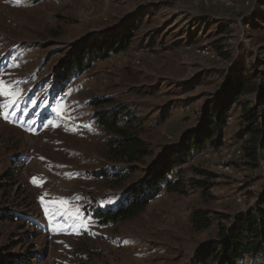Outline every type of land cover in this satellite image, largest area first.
I'll use <instances>...</instances> for the list:
<instances>
[{
    "label": "rangeland",
    "instance_id": "rangeland-1",
    "mask_svg": "<svg viewBox=\"0 0 264 264\" xmlns=\"http://www.w3.org/2000/svg\"><path fill=\"white\" fill-rule=\"evenodd\" d=\"M259 26L264 0H0V264L30 255L37 264H195L199 247L216 239L218 222L195 232L192 211L237 216L264 190V168L247 165L236 136V108L221 148L180 167L188 195L162 190L138 219L107 227L87 206H113L151 178L183 135L202 124L204 108L227 93L236 71L264 73ZM130 29L126 51L93 62L58 92L57 70L87 41ZM94 99H111L113 108L131 109L145 122L151 156L109 163L104 132L92 123ZM228 163L234 173L223 170ZM124 167L132 179L118 191L91 174ZM192 167L213 175L209 197L190 187L204 179Z\"/></svg>",
    "mask_w": 264,
    "mask_h": 264
},
{
    "label": "trees",
    "instance_id": "trees-1",
    "mask_svg": "<svg viewBox=\"0 0 264 264\" xmlns=\"http://www.w3.org/2000/svg\"><path fill=\"white\" fill-rule=\"evenodd\" d=\"M259 29L264 32L262 26ZM132 34L118 33L102 40L87 41L69 62L57 70L58 92H65L70 83L86 72L93 62L126 51L132 44ZM113 102L111 99L90 101L95 108L92 123L104 132L107 161L126 165L144 162L151 156L149 145L144 139L145 122L136 117L131 109L113 108ZM210 104L204 108L202 124L183 135L184 142L172 147V151L166 154L167 157L151 178L143 180L139 185L130 186V191L113 206L88 205L89 215L104 227L124 224L138 219L162 190L170 194L188 195L187 181L180 167L190 157L209 148H221L226 118L234 108L239 111L242 121V127L236 136L243 140L247 165L253 169L264 168V73L255 67L252 71H236L232 75L227 93L219 102ZM192 169L204 179H193L188 182L190 187L201 189L209 197L213 175L208 170L197 167ZM91 174L103 181L108 189L118 191L132 179L133 172L131 168L124 167L120 171L106 169ZM190 221L194 231L198 233L211 229L218 222L216 239H211L199 247L195 264H241L247 258L264 262V190L255 207L237 216L224 213L213 216L208 209L196 208L191 213ZM27 259L19 264H37V256L30 255Z\"/></svg>",
    "mask_w": 264,
    "mask_h": 264
},
{
    "label": "built area",
    "instance_id": "built-area-1",
    "mask_svg": "<svg viewBox=\"0 0 264 264\" xmlns=\"http://www.w3.org/2000/svg\"><path fill=\"white\" fill-rule=\"evenodd\" d=\"M207 3V1H205V4ZM207 51V50H206ZM205 50H203L202 52L203 53H208V52H206ZM237 153L239 154V155H242L243 153H242V150H238L237 151ZM223 170H225L226 172H229V173H234V167H233V165L232 164H225V165H223ZM240 201V200H239Z\"/></svg>",
    "mask_w": 264,
    "mask_h": 264
},
{
    "label": "snow or ice",
    "instance_id": "snow-or-ice-1",
    "mask_svg": "<svg viewBox=\"0 0 264 264\" xmlns=\"http://www.w3.org/2000/svg\"><path fill=\"white\" fill-rule=\"evenodd\" d=\"M3 87H4V82L0 80V89H2ZM2 94L9 95L10 93L3 92ZM34 181H35V178H34Z\"/></svg>",
    "mask_w": 264,
    "mask_h": 264
}]
</instances>
